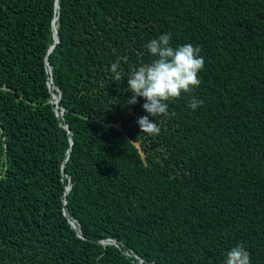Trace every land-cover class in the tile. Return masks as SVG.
Instances as JSON below:
<instances>
[{"label": "trees", "instance_id": "trees-1", "mask_svg": "<svg viewBox=\"0 0 264 264\" xmlns=\"http://www.w3.org/2000/svg\"><path fill=\"white\" fill-rule=\"evenodd\" d=\"M57 3L0 0V264H264V0ZM164 32L205 66L153 134L109 68Z\"/></svg>", "mask_w": 264, "mask_h": 264}, {"label": "clouds", "instance_id": "clouds-1", "mask_svg": "<svg viewBox=\"0 0 264 264\" xmlns=\"http://www.w3.org/2000/svg\"><path fill=\"white\" fill-rule=\"evenodd\" d=\"M171 41L170 32L149 40L145 47L152 57L150 62L131 67L126 74L119 61L110 64L112 81L127 77L126 89L131 96L126 103L134 104L138 98H144L142 107L147 114L137 119L142 132L158 133L156 117L170 114L168 101L192 92L201 84L199 73L205 66V58L200 47L192 43L173 45ZM201 103L202 100L192 96L189 108L195 110ZM149 115L155 120H150ZM223 264H252L251 254L243 242L233 243L225 250Z\"/></svg>", "mask_w": 264, "mask_h": 264}, {"label": "water", "instance_id": "water-1", "mask_svg": "<svg viewBox=\"0 0 264 264\" xmlns=\"http://www.w3.org/2000/svg\"><path fill=\"white\" fill-rule=\"evenodd\" d=\"M56 7L58 8V3H57V0H56ZM58 16H56L54 18V20H57ZM53 31H54V37H55V41L54 43L50 46L49 48V51L53 48L54 44L56 42L59 41V37H58V34H57V31H56V28H55V25H53ZM46 68L50 74V77L47 81V84H48V87H49V91L51 92V97H50V101L52 103L55 104V112H56V115L60 118H62V114H63V107L60 109V110H57V104H58V101L60 100V93H58V95H56L54 92H53V88H54V84H53V80H52V76H51V67L49 65V61H48V56L46 55ZM65 128L67 129L68 132H71V130L69 129V127L66 125ZM70 188V186H67L66 187V190H68ZM66 200H64V203H65ZM70 223H71V226L72 228H75V225H74V222L72 220H70ZM80 234V233H79ZM111 242H114L113 240H110ZM108 242V240H106L104 243Z\"/></svg>", "mask_w": 264, "mask_h": 264}, {"label": "rangeland", "instance_id": "rangeland-1", "mask_svg": "<svg viewBox=\"0 0 264 264\" xmlns=\"http://www.w3.org/2000/svg\"><path fill=\"white\" fill-rule=\"evenodd\" d=\"M137 145H138V143H137Z\"/></svg>", "mask_w": 264, "mask_h": 264}]
</instances>
